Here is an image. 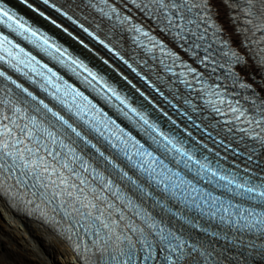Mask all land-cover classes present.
Instances as JSON below:
<instances>
[{
  "label": "snow or ice",
  "instance_id": "obj_1",
  "mask_svg": "<svg viewBox=\"0 0 264 264\" xmlns=\"http://www.w3.org/2000/svg\"><path fill=\"white\" fill-rule=\"evenodd\" d=\"M47 2V0H45ZM149 3L152 5H155L156 8L153 10H149V15H155V17L161 22L164 23L166 21V28L169 31H174L176 36L185 39L186 34L195 36L196 33L189 28V25L193 22L191 19L188 18L186 13H190L192 8L189 6V0H149ZM194 6V5H193ZM145 7H148L146 4ZM0 13H2L4 16L8 17V20L11 21L13 19L12 15H9L7 11H4L3 9H0ZM11 26V25H9ZM19 27L23 28V25H19ZM136 32H141L143 35H147V33L142 32V29L139 26H134ZM87 31V29H85ZM33 36L36 35L35 32L32 33ZM91 35V34H90ZM6 39V38H5ZM150 39H152L150 37ZM45 43L47 44V40H45ZM198 46V45H196ZM51 47V45H49ZM63 55V53H61ZM73 63H77L78 66L83 67V65H80L77 61H73ZM4 73L0 72V76H3ZM89 75L93 77V79H96V76L94 73L89 71ZM13 83H15L13 81ZM17 87H20V85H17ZM25 92H27V89H24ZM59 91V89H57ZM113 91V95H116V93ZM29 96L32 97V100H36L37 98L35 96H32L31 93H28ZM116 99L120 100L122 104H125V107H128L129 112L136 113V109L130 108L126 102L119 96L116 95ZM27 103V101H24ZM223 102V101H221ZM39 104L43 106L44 109H47L48 112L52 114V116L55 118L56 121H60L62 125H66L67 128L71 129L73 133H75L76 137L85 140V143H90V141H87L82 135L81 132L77 131L75 127H73L71 124L68 123L67 120L64 119L63 116L59 115V113L54 112L51 108L48 107L47 104H44V102L41 100L39 101ZM34 110L36 112H41L40 107L33 106ZM216 111H219V109H215ZM17 112L20 110L17 109ZM232 111L239 112V116H244V112L239 111L237 108H233ZM125 116H128V112L124 113ZM239 116L237 119H239ZM131 119V117H129ZM140 119L143 120L145 125H148V128L151 129L153 132H157L158 130L156 127L152 124H149L148 120L144 116H140ZM251 122V121H250ZM51 124L55 125V121H50ZM257 123H259L257 121ZM32 129H29L28 131H25V129L28 127L27 125L20 127L19 125H16V122L13 121V125L16 127H20L21 137L18 139H14L11 144V150L6 151V149L10 148L9 143L5 141H0V170L8 171L9 169H12V174H14V171L16 168L20 169V176L25 177V179H17V183L21 184H27L29 180H33L34 183L32 184V187H36L39 185V187L44 188L45 192L43 195H47V189L49 188V184L45 183L42 180V177H44L45 173H49V168H51V173H49V179L52 173L58 172L61 168L68 169L69 172L75 173V170L70 167V165L67 162V154H64L62 152L63 149L68 148L69 153L74 154V149L69 148L68 145L64 144L63 140L57 139V136L55 133L47 131L44 129V133L47 135L48 139L51 142V146H57L58 149L53 151V148L47 144L44 143L39 135L34 134V131L36 133L40 132L41 129L36 124V120L33 117L31 119ZM0 132H2V135L5 137H14L15 133L9 128L8 125H2L0 126ZM159 135H163L162 133H158ZM190 135V134H189ZM25 139L30 141L31 146L28 144H25ZM153 141L157 144H160V141H157L155 137H152ZM167 140V137H165ZM168 144H172V148L175 150V153L179 154L181 157H186L184 160H178L177 163H183L185 168H188L190 172L194 171V174L196 177H199L200 179L207 178L208 181L211 183L214 177H217V172L212 171L211 176H207V172L210 171V166L208 164L200 163V161L194 160L193 156L190 155L187 152H184L181 148L177 147L172 140H167ZM138 144V142H137ZM17 145H20L21 147H17ZM93 148H95V145H92ZM113 147H117L116 145H113ZM43 149L49 157H51V161L45 159L43 155H40V151ZM99 151V149H97ZM171 151V149H169ZM101 156L104 154L101 152ZM124 155L127 157L129 161H132V156L128 155L127 152L124 153ZM136 156L140 157L138 161H132L134 166L138 167L144 172H148L149 179L153 181H157L158 183H163L164 181H167L164 186V191L168 192L170 189H179L182 187V185H189L191 186L192 181H184L182 178H180L179 173H172L171 169L167 168V165L163 164L162 160H158L156 157L152 156L151 152H147L143 145H139L137 147V151L135 153ZM11 157L12 162L11 164L8 163L7 158ZM146 157H151L152 161L155 163L161 165L165 171L157 173L156 168H153L149 161L146 159ZM74 159H80L78 156H74ZM107 160L108 158L105 157ZM206 159V158H205ZM192 162L193 164H199V167L196 169H193L189 162ZM111 163V161H109ZM147 165V167L145 166ZM115 167V165H114ZM220 166L217 165V168ZM87 170V169H85ZM127 175V173H125ZM173 177H177L180 179V183H174ZM160 178V179H158ZM227 178L225 176H218V180H226ZM50 183L55 185V180H50ZM85 181L82 179L81 184H84ZM135 183V181H133ZM60 184L65 185L64 192L71 197L74 195L73 191H67V180L65 177L61 176L60 178ZM233 180H227L226 184H219L217 183L215 187L217 188H223L228 193H231L233 196H238L242 199H245L247 201H256L258 204L264 205V184L256 185L251 184L250 182H246L245 185H242L240 183H235L234 187ZM75 189V186H72ZM79 192H83L84 189H78ZM198 189L191 188V191H187V196L185 197V201L187 202L188 197H191L192 203L196 204L197 207H199L198 201L201 199L199 196H193V192H198ZM36 193H34L35 195ZM63 193L53 191L52 197L55 198L56 196L62 195ZM175 195L176 193H172ZM204 197L208 199V201L211 203L212 206H215L217 202L219 201L221 205H223V202L220 201L219 197L211 196L210 193H204ZM99 199V197H97ZM75 202H80V197L77 195L75 197ZM82 208H89V211L82 212L80 209H74L79 213L80 216L84 217V219L87 221L86 224L81 225L85 228L86 231L89 230H95L94 235H96L98 238H104L101 236V230L102 229H108L109 231L112 230V226L109 222L106 221V218L104 217L103 211L100 212L98 215H94L92 209H96L98 206L95 203L89 202L88 204H84L81 202ZM229 207H232L231 204H229ZM237 207L238 213H243L245 210ZM227 211V208L224 209ZM219 211V209H217ZM214 215V213H213ZM251 215V213H249ZM262 219L257 221L260 225H264V213L260 214ZM120 219H123V216L120 217ZM221 220L224 219L223 216L220 217ZM247 226V225H245ZM110 238V237H109ZM178 238L175 237V234L172 232H165L164 229H160V242L163 245L161 250L163 251L164 248L169 249L170 253H176L175 255V261L174 264H181V262L185 258L184 249L182 247L183 242L181 243H174V240H177ZM98 242V241H97ZM123 258V261H122ZM151 257L146 255L144 256V260H148ZM136 259V250L132 244H129L126 248L121 249L118 254H111L109 253L106 258L103 259V264H134V261ZM167 261L172 264V256L168 255L165 258Z\"/></svg>",
  "mask_w": 264,
  "mask_h": 264
},
{
  "label": "bare ground",
  "instance_id": "obj_2",
  "mask_svg": "<svg viewBox=\"0 0 264 264\" xmlns=\"http://www.w3.org/2000/svg\"><path fill=\"white\" fill-rule=\"evenodd\" d=\"M6 1L50 32L53 31L60 40L63 41L65 39L68 41L67 38H64L54 28L47 26L46 23L13 0ZM198 1L206 9L215 10V13L219 17V22L225 23L223 26L220 24V27L228 32H226L228 35L227 40H232V45L233 43L236 45L240 40L237 33L240 35L249 34L250 37H247L251 39V51L254 54L243 48H239L231 52L232 61L226 58L216 60L230 64V74L233 77H240L241 84L245 88H248H246L247 92L251 93L250 99L249 97H244L247 98V102H259L261 99L264 101V56L259 55L264 51V0H247L254 10L253 15H246L238 11L233 5L235 4L234 0ZM71 43L72 46L80 49L74 42ZM80 52L85 53L82 49H80ZM85 55V57L92 58L86 53ZM227 55L230 56L231 54L227 53ZM94 61L100 64L101 69H106L98 61ZM238 64L240 65L238 66ZM166 79V76L160 78V75L157 78L153 77L155 83L161 87L163 94L165 93L169 97L174 96L179 100L183 98V104L184 101L186 103L190 102L180 91L174 95L176 87L169 85L168 82H164ZM139 83L143 86V82ZM119 84L126 89L125 91L130 96L136 98L134 100L135 103L141 102L148 112L152 113V117L155 120L159 119L154 114L156 107L158 108V105L154 106L158 103L157 98L151 95V98L145 97L146 99H144L128 88L122 81ZM122 95H126L124 91ZM111 103L116 105L114 102ZM164 105L168 108L165 103ZM165 112L170 114L167 110ZM209 112L216 114L214 108L210 109ZM160 121L170 127L167 119L162 118ZM170 130L172 131L173 129L171 128ZM72 181H75V176H73ZM24 209L25 206L22 203L16 202L11 204L5 191L0 190V249H4L7 256L5 260L0 256V264H84V260L78 256L73 246L67 241L69 238L59 234L52 226H49L51 221L48 220L47 223L45 220H40L38 216H30V210L23 211Z\"/></svg>",
  "mask_w": 264,
  "mask_h": 264
},
{
  "label": "rangeland",
  "instance_id": "obj_3",
  "mask_svg": "<svg viewBox=\"0 0 264 264\" xmlns=\"http://www.w3.org/2000/svg\"><path fill=\"white\" fill-rule=\"evenodd\" d=\"M221 17V16H220ZM225 24V23H224ZM0 256L2 259L5 260V258L7 257L6 254H5V250L4 249H0ZM7 259V258H6Z\"/></svg>",
  "mask_w": 264,
  "mask_h": 264
}]
</instances>
